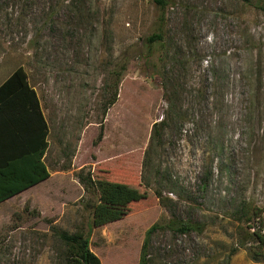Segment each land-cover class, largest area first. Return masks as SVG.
I'll return each instance as SVG.
<instances>
[{
	"label": "rangeland",
	"instance_id": "1",
	"mask_svg": "<svg viewBox=\"0 0 264 264\" xmlns=\"http://www.w3.org/2000/svg\"><path fill=\"white\" fill-rule=\"evenodd\" d=\"M168 2L164 40L150 44L155 0H0V85L27 72L50 172L0 203V264H62L54 230L87 233L98 200L81 174L144 196L93 227L102 264H140L147 230L174 218L202 231L156 230L147 264H264L236 250L233 218L243 202L264 206V0ZM168 117L158 168L145 170Z\"/></svg>",
	"mask_w": 264,
	"mask_h": 264
},
{
	"label": "trees",
	"instance_id": "2",
	"mask_svg": "<svg viewBox=\"0 0 264 264\" xmlns=\"http://www.w3.org/2000/svg\"><path fill=\"white\" fill-rule=\"evenodd\" d=\"M155 2L161 11L159 28L161 29L169 2L168 0H155ZM259 6L264 11V2ZM163 40L162 29L147 38L150 44ZM169 126V117L154 124L145 155V170L158 168L154 153H158V150L163 151L166 147ZM48 136L49 127L40 98L30 85L25 69L19 67L0 85V203L49 178L50 172L45 162L49 145ZM79 180L87 190L97 196L98 200L91 207L93 219L87 233L82 230L74 233L54 230L63 244L60 258L62 264H70L73 258L81 260L83 264H102L100 258L90 248L93 227L121 218L125 215L121 207L140 201L144 196L137 192L121 190L106 181L97 185L92 176L85 178L81 174ZM155 194L162 201L161 192L156 190ZM233 218L242 224L236 250L246 249L253 260H263L264 206L243 202L235 210ZM158 229H172L185 233L191 230L202 231V226L199 222L175 218L166 223L156 222L146 232L140 264H147L149 239Z\"/></svg>",
	"mask_w": 264,
	"mask_h": 264
},
{
	"label": "crops",
	"instance_id": "3",
	"mask_svg": "<svg viewBox=\"0 0 264 264\" xmlns=\"http://www.w3.org/2000/svg\"><path fill=\"white\" fill-rule=\"evenodd\" d=\"M42 183V182H41ZM40 184V183H39ZM38 185V184H37ZM37 185H35V186H37ZM34 187V186H33ZM32 188V187H31ZM30 189V188H29ZM29 189H27V190H29ZM27 190H25V191H27ZM25 191H23V192H25ZM23 192H21V193H19V194H22ZM18 194V195H19ZM17 196V195H16Z\"/></svg>",
	"mask_w": 264,
	"mask_h": 264
}]
</instances>
